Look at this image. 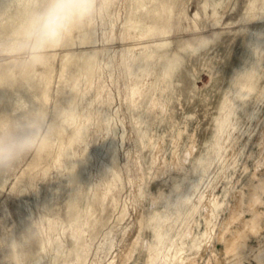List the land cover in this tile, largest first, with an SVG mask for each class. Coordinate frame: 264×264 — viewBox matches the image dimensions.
Returning a JSON list of instances; mask_svg holds the SVG:
<instances>
[{"label":"rangeland","instance_id":"1","mask_svg":"<svg viewBox=\"0 0 264 264\" xmlns=\"http://www.w3.org/2000/svg\"><path fill=\"white\" fill-rule=\"evenodd\" d=\"M166 1L174 2L169 20L174 36L182 24L185 38L205 39L176 54L179 61H172L171 76L156 74L146 58L131 70L125 65L129 54L140 59L153 47L128 25L138 0H94L93 12L55 44L50 66L34 58L31 51L37 48L29 38L30 21L48 0H0V137L27 136L32 143L12 165L0 166V264H14L4 241L12 227L19 250L30 252L20 264H156L150 259L156 241L149 217L166 210L173 188L184 193L197 178L193 163L200 154L207 156L215 119L230 108L222 162L210 167L209 178L185 209L191 210L201 192L203 200L189 222L174 225L172 241L159 247L164 255L176 253L180 264H235L240 258L243 264L258 263L255 254L264 247V0L152 4ZM181 10L187 19L176 14ZM87 23L97 29L98 48H107L101 55L107 57L103 75L94 67L90 79L77 73V64L87 65L76 57L62 59L61 50L73 45ZM108 36L112 38L105 41ZM255 37L261 40L252 41ZM37 68L45 70L44 76H33ZM62 70L67 73L60 77ZM239 84L251 90L240 95ZM73 86L86 94L79 99L86 115L66 126L71 135L84 122L85 139L72 140L71 148L83 157L88 143L94 152L82 172L86 179L75 209L68 201L71 164L66 150L57 160L32 164L51 121L61 124L59 110L71 100ZM224 100L230 106L221 110ZM62 140L70 142L67 135ZM212 199L221 203L214 214ZM183 228L191 235L177 236ZM44 240L46 249L40 248Z\"/></svg>","mask_w":264,"mask_h":264},{"label":"bare ground","instance_id":"2","mask_svg":"<svg viewBox=\"0 0 264 264\" xmlns=\"http://www.w3.org/2000/svg\"><path fill=\"white\" fill-rule=\"evenodd\" d=\"M152 1L153 0H138L136 12H135L136 14H135V16L130 18V20L128 21V23H129L128 25L130 27H134L135 31H137L138 39L146 38L147 41L149 42L148 44H151L153 47L148 50V55L142 56L140 59L133 58L129 54L127 59H126L125 65H126L128 70H131L135 65H137L139 63V61L146 58L147 64L152 67L151 70H153L156 74L167 75V76L170 75L171 76V71L169 68H170L172 61L176 57V54H178L180 50H183L187 47L192 46V44L190 42L195 41V40H197V42H199V41H204L205 39H201L202 38L201 36L198 38L194 37L191 39L185 38L184 34H183L184 33V30H183L184 25H182V24L179 26L178 35L174 36V34L170 30L171 27L169 24V20L172 17L171 13H172L174 2L166 1V2H158L156 4H152ZM143 9L145 10L144 12H142ZM139 10H141V12H138ZM176 14L178 16H180L181 20L187 19V17H188L187 12L184 10L178 11V13H176ZM197 15H198V13L195 14V16H197ZM96 30L97 29L95 28L94 25H92V24L90 25L89 23H87V25L84 28L79 30L78 39L76 41H74L72 46L61 48V50L63 52L62 59H65L68 57H70V58L76 57V58L81 60L83 65L84 64L87 65L86 68H83V66H80V64H77L76 66L78 68V70H77L78 75L84 74L88 78L92 74V70L94 67L98 68L99 75H103L104 65L107 64V61H106L107 57L105 59V57L102 58V56H101V55H105L103 52H105L107 48H105L106 47L105 44L101 45V46H103V48L100 47V45H99V47L102 49L98 48L97 43L100 42V39L96 35L97 34ZM112 30H113V28L110 30L111 33H112ZM104 34H105V32H104ZM109 38L111 39L112 37L108 36V37H105L104 39H105V41H107ZM253 40L259 42L261 40V37H255L254 39H252V41ZM248 42H250V40H248ZM47 47L48 46H46L42 49H34L31 51V54L34 56L35 59H37L42 64H49V66H50V60H51V58H53L55 56L54 54L57 52L58 48H55V45H51L50 49H46ZM144 47L150 48V45H145ZM176 59H177V61H179V59L177 57H176ZM155 65H157L159 67L154 68ZM137 69L140 70L141 67H138ZM133 72L130 71L131 77L135 76V74ZM45 73H46L45 70H40L38 68L33 70V76H36V75L44 76ZM65 73H67L65 70L60 71V77H63L65 75ZM131 88H132V91H135L137 89V84L132 85ZM72 89H73V94H72L71 100L68 101L67 106L62 107L59 110V114L62 117L61 118L62 119L61 124H55L54 123L55 120L51 121L49 127L45 131L44 135L41 137V139H40V141L36 147L35 156L33 158L34 161L32 160V164H33V162L39 161L42 159L57 160L60 158L61 154L64 153L66 150L67 157L70 160V164H71V166L69 167L68 174H67L68 180L71 183L70 190H69L70 197L68 198V201H69V207L72 209H75L77 206V203L75 204V202L80 200L81 195H82L81 191H80L81 185L83 184V181L86 179V176L84 174H82V172L87 171L90 159L93 158V156H94V152L92 151V149L89 148L88 143H86L85 148H83V153H82L83 157H81L80 155H77L75 150H73L71 148L72 140L75 141L76 139H80V140L84 141V139H85V132L83 131L84 122L79 123L77 125L76 131L74 133H72L71 135H69L67 133L66 126L73 124V123L76 124L78 121H80V119L82 117H84L86 115V113L84 112L85 109L80 108V106H79V99L86 96V94L79 93L78 90H76V86H73ZM249 90H251V87L247 86L245 84L244 85L239 84L237 86V92L240 95L246 94ZM33 97L35 98V95H33ZM33 104H35L34 100H33ZM226 106L229 107L230 104H227L226 100L222 101L221 106H220L221 110H223L224 107H226ZM37 112L40 114L41 111L39 109H37V111L35 110V113H37ZM28 116H29V114H28ZM230 118H232L231 108L229 109L228 112H225L224 115H221L220 117H217L215 119V130H214V133L212 136L214 138L213 145L208 150L206 157H204L202 154H200L198 157H196V159L193 163V166L191 168L192 171L198 175L197 178L195 180L191 181V183L187 186L186 191L184 193L177 190L176 188H173L172 193L175 195H173L172 197H168L166 210L163 212L154 211L150 215L148 222H149L150 227L152 228V230L154 232V237H155V241H156V247L154 249H152L151 250L152 253H150L151 254L150 259H151L152 263L157 262L156 264H180L183 261L182 260L179 263L177 260V257H176V253H173L172 251H168L170 244L167 245L169 247H167L165 245L168 250L166 248L165 249L168 252L172 253L169 255H168V253L166 255H164L161 248L159 247V245L164 244L165 241L167 243V241L169 242L171 240V239L168 240L169 235H170V231L174 228V225L179 220L181 221V223L182 222L186 223L187 220L189 222V219H191L193 217L194 213L198 209L199 203H201V201L204 198V194L202 192L199 194V198L197 200V203H194L192 205L191 210H186L185 208H186L187 204L191 202L193 192L198 190L199 187L201 186V184L203 182H206L207 179L209 178L210 173H211V172H209L210 167L215 162L218 163L220 161V159H222L221 158L222 157V151L224 148L223 142L229 137V134H230L229 133L230 130L227 129L228 128L227 126L231 120ZM38 125L39 124L37 123V120L33 116V127L37 128L36 132L38 130V127H37ZM231 128H232V126H231ZM65 135H67L70 138V142L66 143L62 140V138ZM204 161H206V165H203ZM220 162H222V161H220ZM219 169H221V168L219 167ZM217 172H219V171H217ZM114 177L115 178L118 177L117 173L114 174ZM95 183H96V181H95ZM190 190H192L191 194L188 193ZM216 199H212L209 203V206L212 208L213 214H214V210L216 208L220 207V205H221V203L216 201ZM37 203L41 207H45V205H46L44 201H41V202L37 201ZM254 216H255V214H254ZM251 218H249V219L250 220L254 219V217L252 219ZM212 219H211V222H212ZM255 219H256V216H255ZM48 220H50V219H48ZM193 220H192V223H193ZM82 222H83V224L84 223L87 224L88 221H87L86 217L83 219ZM54 223H56V222H54ZM207 224L208 223H206V225ZM252 225H250V227L252 226L251 228L254 229L255 225L254 224H252ZM192 226H193V224H192ZM185 228H187V225ZM187 230H188V228H187ZM189 230H190V228H189ZM206 230H208V229H206ZM208 232L211 233V231H208ZM31 233L34 236V234H36V230L31 229ZM184 234H185V229L183 228V229L178 231L177 236H183ZM185 235H187V233ZM190 235H191V233H190ZM190 235H187V236H190ZM238 235L240 236V234H238ZM196 236L197 235L194 234L191 237H192L193 245L197 247L196 249H198L199 243H196V241H197ZM172 239H175V238L172 237ZM200 239L202 240L203 238H200ZM235 239L232 240L234 243H235V241H234ZM207 240H205V241H207ZM4 241H6L7 247L9 249L8 250V257L10 260H12L14 262V264H20V260H21L22 255L29 256V254H30L29 251L22 253L19 250L18 241L15 237V231H14L13 227L11 228V231L5 237ZM170 243H172V242H170ZM235 246H236V244H235ZM240 246H241V244H240ZM46 247H47V243L44 240L41 242L40 248L46 249ZM248 247H250V246H248ZM236 248H238V244L236 247H234L235 250H237ZM240 251H241V248H240ZM255 256H256L255 260L258 261L257 264H261V262L263 261L262 259L264 257V247L260 248L257 255L255 254ZM238 259L236 258L235 260H238ZM239 260H241V258ZM239 260L237 262L235 261L236 262L235 264H243Z\"/></svg>","mask_w":264,"mask_h":264},{"label":"clouds","instance_id":"3","mask_svg":"<svg viewBox=\"0 0 264 264\" xmlns=\"http://www.w3.org/2000/svg\"><path fill=\"white\" fill-rule=\"evenodd\" d=\"M94 0H48L47 6L30 21L32 45L42 49L59 43L78 21L94 10ZM32 147L27 136L0 137V166H10Z\"/></svg>","mask_w":264,"mask_h":264}]
</instances>
